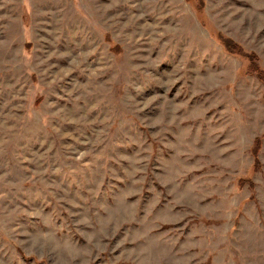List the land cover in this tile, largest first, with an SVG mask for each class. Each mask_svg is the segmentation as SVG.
Segmentation results:
<instances>
[{
    "label": "rangeland",
    "instance_id": "374dc122",
    "mask_svg": "<svg viewBox=\"0 0 264 264\" xmlns=\"http://www.w3.org/2000/svg\"><path fill=\"white\" fill-rule=\"evenodd\" d=\"M227 43L264 70V0H0V264H264V83Z\"/></svg>",
    "mask_w": 264,
    "mask_h": 264
},
{
    "label": "trees",
    "instance_id": "16d2710c",
    "mask_svg": "<svg viewBox=\"0 0 264 264\" xmlns=\"http://www.w3.org/2000/svg\"><path fill=\"white\" fill-rule=\"evenodd\" d=\"M201 10V9H200ZM201 13V11H200ZM227 49H229V52H231L233 55H239V56H244L248 61H249V67H248V72L254 76H256L261 82L264 83V70L260 69V67L258 66V61L257 59L255 58V56L253 54H247V53H244V51H242V49H240L237 45L235 44H232V43H227ZM26 49H29L31 48V44H26L25 47ZM119 49V46L117 44H115L113 46V51L116 52V50ZM118 53V52H116ZM32 79L34 81H36V78H35V75H32ZM43 100V97H38V100L36 101V104L39 105ZM258 151H260V141L257 140L256 141V149L254 151V158L256 160V164L257 165L255 168H258L259 167V163H258Z\"/></svg>",
    "mask_w": 264,
    "mask_h": 264
}]
</instances>
